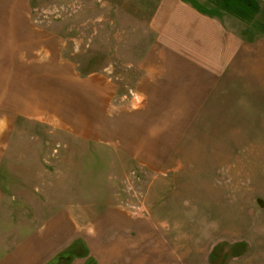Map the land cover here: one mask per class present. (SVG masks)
Listing matches in <instances>:
<instances>
[{"label":"crops","instance_id":"obj_1","mask_svg":"<svg viewBox=\"0 0 264 264\" xmlns=\"http://www.w3.org/2000/svg\"><path fill=\"white\" fill-rule=\"evenodd\" d=\"M14 11L18 22L17 8L1 6L0 28H12ZM151 25L159 50L146 55L153 63L137 89L144 106L106 122L128 155L171 171L174 182L147 214L107 212L81 227L83 252L66 264H216L218 243L224 251L217 264H264V36L244 38L178 0L161 1ZM8 40L0 39L2 114L4 102L18 113L29 109V77L46 67L31 58V46ZM97 87H88L90 94ZM85 89L69 105L97 110L102 97ZM73 230L55 228L49 239L37 231L0 264H44L71 245Z\"/></svg>","mask_w":264,"mask_h":264},{"label":"rangeland","instance_id":"obj_2","mask_svg":"<svg viewBox=\"0 0 264 264\" xmlns=\"http://www.w3.org/2000/svg\"><path fill=\"white\" fill-rule=\"evenodd\" d=\"M161 1L0 0V8L19 11L12 28H0V39H9L11 47L21 39V48L31 46V58L46 65L29 77L34 85L29 109L18 113L4 102L0 111V260L37 231L44 237L73 227L71 245L44 263L66 264L83 252L81 227H93L107 212L147 214L171 188L173 173L141 165L106 122L144 106L137 89L153 63L146 55L155 58L159 50L151 21ZM178 1L218 17L244 38L264 36V0H254L253 12L224 9L220 0ZM83 86L89 94L88 87H99L92 91L103 99L97 110L69 105ZM31 110L32 115L22 114ZM101 117L104 122L92 123ZM214 248L211 262L217 264L224 245Z\"/></svg>","mask_w":264,"mask_h":264},{"label":"trees","instance_id":"obj_3","mask_svg":"<svg viewBox=\"0 0 264 264\" xmlns=\"http://www.w3.org/2000/svg\"><path fill=\"white\" fill-rule=\"evenodd\" d=\"M220 1L222 3L217 2V4H220V6L223 7L224 9L236 8L240 11H245V12H253L254 9H256V2L254 0H220Z\"/></svg>","mask_w":264,"mask_h":264}]
</instances>
